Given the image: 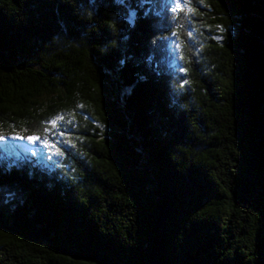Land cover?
Here are the masks:
<instances>
[{
    "label": "trees",
    "instance_id": "1",
    "mask_svg": "<svg viewBox=\"0 0 264 264\" xmlns=\"http://www.w3.org/2000/svg\"><path fill=\"white\" fill-rule=\"evenodd\" d=\"M171 1L0 0V264L264 260V0Z\"/></svg>",
    "mask_w": 264,
    "mask_h": 264
},
{
    "label": "rangeland",
    "instance_id": "2",
    "mask_svg": "<svg viewBox=\"0 0 264 264\" xmlns=\"http://www.w3.org/2000/svg\"><path fill=\"white\" fill-rule=\"evenodd\" d=\"M177 3H179L180 7L177 8ZM171 4L175 9H182V8H191L192 0H172ZM15 143H20L22 146V153H27V151H31L32 147L35 146V142H30V141H19L15 140ZM24 155V154H23Z\"/></svg>",
    "mask_w": 264,
    "mask_h": 264
},
{
    "label": "snow or ice",
    "instance_id": "3",
    "mask_svg": "<svg viewBox=\"0 0 264 264\" xmlns=\"http://www.w3.org/2000/svg\"><path fill=\"white\" fill-rule=\"evenodd\" d=\"M179 7H180V5H179V3H177V8H179ZM134 18H135V12L133 11V12L130 13V16H129L130 22L133 21ZM62 119H63V116L62 115L58 116L55 120L52 121V125L55 126L56 120H62ZM44 131L47 132L48 129L45 128ZM5 138L6 137L4 135H0V140H4ZM11 138L12 139H16V140H24V139H27L30 142H35V141H37V140L40 139V137L38 135H36L35 133H33L31 135H28V136H22L19 133H16Z\"/></svg>",
    "mask_w": 264,
    "mask_h": 264
},
{
    "label": "water",
    "instance_id": "4",
    "mask_svg": "<svg viewBox=\"0 0 264 264\" xmlns=\"http://www.w3.org/2000/svg\"><path fill=\"white\" fill-rule=\"evenodd\" d=\"M257 264H264V260H262L261 262L257 263Z\"/></svg>",
    "mask_w": 264,
    "mask_h": 264
}]
</instances>
